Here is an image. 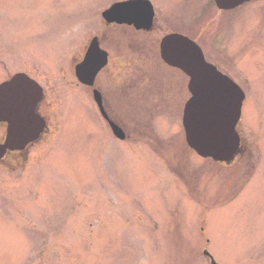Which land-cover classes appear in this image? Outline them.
<instances>
[{
	"label": "rangeland",
	"instance_id": "1",
	"mask_svg": "<svg viewBox=\"0 0 264 264\" xmlns=\"http://www.w3.org/2000/svg\"><path fill=\"white\" fill-rule=\"evenodd\" d=\"M115 1L0 0V84L29 74L51 120L27 162L0 166V264H211L206 251L219 264H264V0L229 11L212 0H151L160 23L201 34L207 58L245 90L244 148L228 164L188 147L186 98L164 85L160 60L134 105L114 110L135 121L131 144L76 85L74 59ZM108 46L112 60L130 49ZM111 68L99 86L122 98L116 84L140 74Z\"/></svg>",
	"mask_w": 264,
	"mask_h": 264
},
{
	"label": "water",
	"instance_id": "2",
	"mask_svg": "<svg viewBox=\"0 0 264 264\" xmlns=\"http://www.w3.org/2000/svg\"><path fill=\"white\" fill-rule=\"evenodd\" d=\"M247 1L250 0H215L220 9L235 8ZM153 15V5L149 0L116 2L103 12V17L109 22L130 24L138 18L150 24ZM161 54L190 76L192 95L183 115L188 145L203 157L231 162L241 146L237 125L245 100L243 89L208 62L201 48L184 35L174 33L165 36ZM107 63V52L100 48L95 38L84 60L77 65V77L82 83L92 85ZM43 97L42 87L25 73H16L0 85V121L7 122L6 139L0 144V161L8 151L24 150L46 132L47 121L38 110ZM94 99L113 133L124 138L123 129L108 118L98 89L94 90ZM205 254L211 258V264H219L208 251Z\"/></svg>",
	"mask_w": 264,
	"mask_h": 264
},
{
	"label": "flooded vegetation",
	"instance_id": "3",
	"mask_svg": "<svg viewBox=\"0 0 264 264\" xmlns=\"http://www.w3.org/2000/svg\"><path fill=\"white\" fill-rule=\"evenodd\" d=\"M159 19H160V14L155 7H154V15L152 17V22L150 24H146V22H144L140 18H138L132 24L128 22H116V21L107 22L105 19L102 18V23H103L102 31L98 33H94L88 38V41L84 46L82 57L75 58L73 63V70L76 77V82H75L76 85L85 88L90 94L93 101H94L93 98L94 89L100 90L102 95L103 106L105 108V111L109 119L117 123L125 133V137L119 140L122 142L125 141L126 143L129 144L133 143L134 140L137 139V137H135V135L132 133L134 129L137 128V125L135 121H132L130 119H127L125 121L119 116L116 118L114 116V110L118 111L119 109H122V104L134 105L132 101L133 99H135V95L133 94L140 89L139 87L144 86L148 82L153 83V81H155L154 75L147 71V68L149 69L150 65L155 64L156 61L159 62L160 60V62L164 65V68L162 67V65H160V68L164 69V72L162 74V77L166 79L163 81L164 85L170 88L171 92L175 89L181 91L185 95L186 98L185 103L190 97V93L188 89V82H189L188 76L181 69L169 64L166 60L163 59L161 55V43L165 36L171 33L188 35L186 33L187 30L181 28H175V27L172 28L164 24L163 21L160 23ZM157 33H160L161 35L157 36ZM189 37L203 47L201 41L202 40L201 34H198L196 32ZM95 38L97 39L99 46L103 50L108 52V64L99 71L94 84L85 85L80 83V81H78L76 76V68L77 65L83 60L87 50L91 45V42ZM123 44H127V47L130 49L126 50V52H124L123 54H118L116 56V59L112 60L110 55L111 49L108 45L112 46V48L116 50H122L123 52V46H122ZM114 49L112 50V52L114 51ZM127 53L131 54V56H127V55L124 56V54ZM137 55L139 57H137ZM213 62L216 63L219 69L230 75L229 70L227 68L226 70L225 67L220 62L218 61L216 62L213 61ZM111 64H114L117 68L116 76L117 74L122 73V71L128 72L129 75H131V73L137 75L140 74V76H138L137 78L130 80V83L122 84L123 82V78H122L120 79L121 81H119L120 83L118 82L116 84L118 87H114L115 95L116 93L121 91L122 98H117L115 96L106 97V95L104 94L103 90L100 88L98 83L99 82L98 77L100 73L108 71L111 68ZM44 101L40 103L39 110L47 119H49L47 114L42 111V105ZM150 130H147L144 134L147 133L146 135L150 136L148 137V139L150 140V143L153 144L154 139L156 138L153 136V134H148ZM0 131H2V136L0 137V143H1L4 140L6 134V124L4 122L0 123ZM145 138L147 137H144L143 139ZM30 150L31 149H29V152ZM29 152L28 151L10 152L5 157V160L3 161L2 165H4L7 162V160L10 159L11 157H17L21 162H23L27 160Z\"/></svg>",
	"mask_w": 264,
	"mask_h": 264
}]
</instances>
